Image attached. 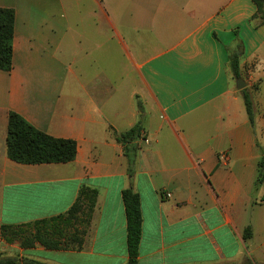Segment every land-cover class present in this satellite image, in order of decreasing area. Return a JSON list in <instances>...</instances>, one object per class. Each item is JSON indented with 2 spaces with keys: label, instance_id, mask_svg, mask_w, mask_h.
I'll return each mask as SVG.
<instances>
[{
  "label": "crops",
  "instance_id": "obj_1",
  "mask_svg": "<svg viewBox=\"0 0 264 264\" xmlns=\"http://www.w3.org/2000/svg\"><path fill=\"white\" fill-rule=\"evenodd\" d=\"M0 8L15 15L12 69L0 70V228L63 215L81 187L97 191L89 223L79 226L80 250L36 245L16 255L126 264L122 192L131 188L142 216L138 264H241L247 256L264 264V181L256 182L264 164V24L252 20L253 0H0ZM232 54L253 123L228 65ZM10 112L73 140L74 160L8 159ZM136 125L129 177L114 133ZM15 244L0 237V254Z\"/></svg>",
  "mask_w": 264,
  "mask_h": 264
},
{
  "label": "trees",
  "instance_id": "obj_2",
  "mask_svg": "<svg viewBox=\"0 0 264 264\" xmlns=\"http://www.w3.org/2000/svg\"><path fill=\"white\" fill-rule=\"evenodd\" d=\"M256 12L252 20L264 24V0H253ZM14 11L0 8V70L9 72L12 69V52L14 38ZM229 68L235 79L239 73V56H229ZM248 119L253 123L254 113L247 88L240 91ZM141 126L114 133L115 140L123 146L124 156L128 163V176L133 175V165L137 154L134 142L140 138ZM6 155L11 161L22 165L64 164L72 162L76 156V143L70 139L51 137L31 126L22 117L10 112L7 118ZM264 181V164L260 161L257 183ZM97 198V191L81 187L75 202L69 210L55 218L42 220L24 226H1L0 237L7 244L17 243L19 248L29 250L36 245L46 250H80L85 231L79 226L89 223ZM126 220V246L128 261L126 264H138V247L141 238L142 216L140 200L131 188L122 192ZM252 236L251 229L244 230V240ZM0 264H46L34 259L7 256L0 254ZM241 264H254L250 257H245Z\"/></svg>",
  "mask_w": 264,
  "mask_h": 264
},
{
  "label": "water",
  "instance_id": "obj_3",
  "mask_svg": "<svg viewBox=\"0 0 264 264\" xmlns=\"http://www.w3.org/2000/svg\"><path fill=\"white\" fill-rule=\"evenodd\" d=\"M246 86L247 84L241 78L236 79V89L238 91L245 89Z\"/></svg>",
  "mask_w": 264,
  "mask_h": 264
},
{
  "label": "rangeland",
  "instance_id": "obj_4",
  "mask_svg": "<svg viewBox=\"0 0 264 264\" xmlns=\"http://www.w3.org/2000/svg\"><path fill=\"white\" fill-rule=\"evenodd\" d=\"M255 86L257 87L258 85H255ZM255 86H254V88H255ZM262 129H264V126L262 127ZM15 245L17 246L18 249L8 250V252H6V255L12 256V255H16V252H19L20 248H19L18 244L16 243Z\"/></svg>",
  "mask_w": 264,
  "mask_h": 264
},
{
  "label": "built area",
  "instance_id": "obj_5",
  "mask_svg": "<svg viewBox=\"0 0 264 264\" xmlns=\"http://www.w3.org/2000/svg\"><path fill=\"white\" fill-rule=\"evenodd\" d=\"M146 142H147V141H146ZM166 197L169 198V197H170V194L167 193V194H166Z\"/></svg>",
  "mask_w": 264,
  "mask_h": 264
}]
</instances>
